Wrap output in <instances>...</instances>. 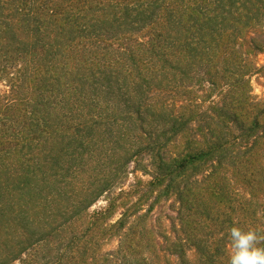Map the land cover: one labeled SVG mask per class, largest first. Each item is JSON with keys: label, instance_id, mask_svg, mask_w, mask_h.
I'll return each instance as SVG.
<instances>
[{"label": "trees", "instance_id": "obj_1", "mask_svg": "<svg viewBox=\"0 0 264 264\" xmlns=\"http://www.w3.org/2000/svg\"><path fill=\"white\" fill-rule=\"evenodd\" d=\"M262 53L264 0H0V264H228L264 234Z\"/></svg>", "mask_w": 264, "mask_h": 264}, {"label": "rangeland", "instance_id": "obj_2", "mask_svg": "<svg viewBox=\"0 0 264 264\" xmlns=\"http://www.w3.org/2000/svg\"><path fill=\"white\" fill-rule=\"evenodd\" d=\"M258 59H259L260 65H264V53L260 54ZM251 84L253 87V94L257 98H260V99L264 98V76L263 75H254L252 77ZM0 88L2 90L6 89V87L1 82H0ZM131 167H133V165H131ZM141 177H142L143 181H145V182H148L151 179L150 176H146V175H142ZM133 179H134V176H131V180H133ZM161 189H163V186H162V188H159L158 191L151 189V192L149 193V197L151 196L152 199L147 200L148 202L146 201V204L143 207L144 210H147L150 206L153 205L154 200H155V198L158 197L159 191H161ZM140 195L141 194H139L138 196H140ZM135 200H136V198H135ZM106 205H107L106 198H103L90 208L89 213L94 214L95 212H97L99 209L105 207ZM173 205H174V200L163 199V197H162L159 201L157 199V202H156V204H154V207L152 208V211L150 213L149 222L151 224L153 223L152 226H155V234L158 233L162 242H163V235L165 237L167 235L166 234L167 232H170V233H168V235H172V237L174 235V232H173L174 223H173L172 217L177 216V214L175 211H173V209H174ZM119 216L120 215L118 213V210H115L111 217L113 218V221H114V220L118 219ZM261 223L264 224V218L262 219ZM154 236L155 235L151 236V238L152 237L154 238ZM118 245H119V242H118L117 237L112 236L103 242L102 248L104 251H110V252L114 253L113 251L117 250ZM16 264H18V263H16Z\"/></svg>", "mask_w": 264, "mask_h": 264}, {"label": "clouds", "instance_id": "obj_3", "mask_svg": "<svg viewBox=\"0 0 264 264\" xmlns=\"http://www.w3.org/2000/svg\"><path fill=\"white\" fill-rule=\"evenodd\" d=\"M228 264H264V234L253 228L228 230Z\"/></svg>", "mask_w": 264, "mask_h": 264}]
</instances>
